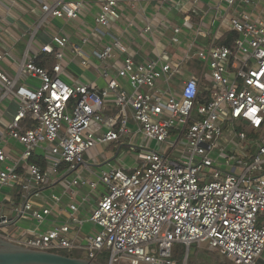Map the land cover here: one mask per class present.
I'll list each match as a JSON object with an SVG mask.
<instances>
[{
    "label": "built area",
    "instance_id": "built-area-1",
    "mask_svg": "<svg viewBox=\"0 0 264 264\" xmlns=\"http://www.w3.org/2000/svg\"><path fill=\"white\" fill-rule=\"evenodd\" d=\"M86 1H43L17 74L0 66V106L13 99L18 104L6 136L23 146L8 164L10 157L0 145V163H7L0 168V223L7 226L17 216L41 224L51 210L33 198L53 185L61 184L73 200L75 186L96 191L103 185L106 190L89 218L99 231L84 242L79 234L69 236L72 223L84 222L77 214L80 204L72 202L70 220L62 225L18 235L1 228L0 236L32 249L82 250L97 263L107 251V264H182L175 257L178 244L187 251L205 243L234 264H264V0H220L215 20L219 26L228 22L236 36L204 49L193 43L178 60L137 62L129 45L114 34L106 45L84 48L107 35L99 25L109 27L124 18L119 0L102 1L97 26L80 44L56 33L40 52L31 53L49 18L77 19ZM128 1L136 8L144 0ZM185 23L190 25V18ZM151 30L147 26L144 33ZM181 31L174 28L171 45H180ZM41 53L53 61L38 64ZM5 56L0 52V61ZM91 57L106 64L104 87L65 79L68 65L77 60L87 68ZM119 57L123 66L113 75L111 61ZM174 76L179 78L172 84ZM28 77L39 83L29 86L22 81ZM204 80L209 100L201 103ZM225 130L233 134L226 142ZM112 143L137 154L136 165L111 166L94 181L63 177L81 166L90 169L86 154ZM38 150L42 163L33 161ZM9 189L23 200L21 205L11 202L16 216L5 210ZM52 199L61 201L57 194Z\"/></svg>",
    "mask_w": 264,
    "mask_h": 264
},
{
    "label": "crops",
    "instance_id": "crops-1",
    "mask_svg": "<svg viewBox=\"0 0 264 264\" xmlns=\"http://www.w3.org/2000/svg\"><path fill=\"white\" fill-rule=\"evenodd\" d=\"M43 1L52 2L54 0H0V52L6 55L0 61V66L11 76L17 74V69L27 50L29 42L27 33L32 30L33 25L40 18L42 14L40 5ZM102 1L87 0L80 17L77 19L49 18L37 32L32 43L31 53L40 52L41 46L50 41L56 33H64L69 36L72 44H80L82 38L89 34L90 29L97 26L95 18L100 10ZM194 1L144 0L136 8H133L128 0H119L124 18L122 20H114L109 27L99 25L98 27L107 35L102 38V41L96 42L92 39L84 48L94 49L97 46L106 45L112 40L109 34H114L129 45L135 60L140 62L146 59L157 58H161L162 61L178 60L185 52L189 51V47L193 43L196 49H204L211 44H228L236 34L230 30L231 28L228 22L219 26L218 21L215 20L214 7L220 0H198L196 3ZM186 18H190V25L185 23ZM129 21H132L134 25L130 26L128 24ZM147 26H151L152 30L149 33H144ZM177 26L182 29L180 34L181 43L180 45H171L170 41L174 33V28ZM200 29L203 31V34L199 33ZM142 34H144L143 37L141 36ZM164 52L168 53L165 54ZM40 56L38 63L40 65L46 64V60L53 61V57H49L46 54L41 53ZM71 58V46H68L66 49V62L69 63ZM190 65H195V63H190ZM122 66L123 58L119 57L111 61L110 72L116 75ZM105 67L106 64L95 57L90 58V65L87 68L82 67L75 60V62L67 66L65 79L71 83L84 82L97 85L98 87H104L107 83L106 78L102 75ZM178 78L174 76L172 78L173 81H171L172 84ZM22 81L26 82L29 86L39 83V80L33 77L24 78ZM207 85L208 81L204 80L202 82L201 92L207 91ZM127 88L129 89V86ZM17 106L18 104L14 99L9 106H0V145H3L4 150L10 157L8 164L13 163L23 150V146L20 143L6 136L7 125L14 115ZM132 127L134 128L133 125ZM239 143V140L238 142L235 141V144L239 145ZM103 145L112 147L116 144ZM96 148L97 146L86 154L90 169L81 166L77 171H70L63 177H67L69 180L79 178L81 180L94 181L97 180L98 175L102 171L107 170L111 166L129 168L136 165L131 155L129 156L130 161L126 159V156L119 158V151L121 150L119 148L118 152H114L110 158L104 153L105 162L101 163L97 160L98 156L96 154L89 155ZM114 159L116 163H111ZM33 161L43 162L41 150H38L36 155H34ZM6 165L7 163H0V168ZM104 165H107V167L100 170ZM64 168L65 165L63 166ZM65 172L63 171L62 173ZM64 190L61 184H56L44 189L39 197L33 198L36 205L44 206L51 210L50 214L41 224L33 218H18L11 210V207H13L11 202H16L18 205H21L23 200L16 189L7 190L8 197H6L5 210L16 216L15 221L7 225L15 226V231L10 234L18 235L24 230L29 229L33 231L37 228L44 232L66 223L70 220V204L72 202L80 204L77 214L84 222L82 225L72 223L69 236L74 238L79 234L80 241L84 242L86 236L98 232L99 227L93 224L89 218L97 199L106 190L105 187L100 185L94 191L88 185H77L74 187L77 193L74 200L71 194L65 193ZM53 194L60 195L61 201L59 203H56L52 199ZM85 197L87 198L86 200H84ZM195 245L197 246V244ZM74 251L77 253H85L78 249Z\"/></svg>",
    "mask_w": 264,
    "mask_h": 264
},
{
    "label": "rangeland",
    "instance_id": "rangeland-1",
    "mask_svg": "<svg viewBox=\"0 0 264 264\" xmlns=\"http://www.w3.org/2000/svg\"><path fill=\"white\" fill-rule=\"evenodd\" d=\"M225 136L222 138L224 142H226V139H232L233 138V134L231 132H227L225 130ZM260 135H264V133L260 134ZM225 138V139H224ZM238 142V140H236ZM160 148V145H158ZM114 152H118V147L116 145L109 147V146H104V145H97V148L95 150H93L91 153H89L90 156H92L93 154H96L97 160L102 162H105V154L107 155V157H112ZM105 153V154H104ZM128 161L129 160V156L128 155V147H123L121 148V150L119 151V158L121 157H125ZM131 156H133L132 159L136 160L138 159L137 154H131ZM111 163H116V160H112ZM107 167V165L103 166L100 168V170H103ZM98 169V168H97ZM47 194V193H46ZM4 232L6 233H12L15 231V226L14 225H9V226H4L3 227ZM195 250H197L195 252ZM61 253H66V254H77L83 256V258H88V253H77L74 250H61ZM195 253H197V255H195ZM205 254V255H204ZM186 255V254H185ZM100 259H105L108 260L109 259V252L104 251L101 256ZM178 259V258H176ZM188 261V258H187ZM182 264H234L233 262L227 260L225 258V256H223L222 254L219 253V251L216 250H212L209 248V246L207 244H197L196 248H192L191 252H190V260L186 263L181 262ZM123 264H128V263H123Z\"/></svg>",
    "mask_w": 264,
    "mask_h": 264
},
{
    "label": "water",
    "instance_id": "water-1",
    "mask_svg": "<svg viewBox=\"0 0 264 264\" xmlns=\"http://www.w3.org/2000/svg\"><path fill=\"white\" fill-rule=\"evenodd\" d=\"M0 218V222H1ZM3 225L0 223V229ZM190 247L187 248L186 256ZM0 264H101L83 257L32 249L8 241L0 236Z\"/></svg>",
    "mask_w": 264,
    "mask_h": 264
},
{
    "label": "trees",
    "instance_id": "trees-1",
    "mask_svg": "<svg viewBox=\"0 0 264 264\" xmlns=\"http://www.w3.org/2000/svg\"><path fill=\"white\" fill-rule=\"evenodd\" d=\"M209 100V94L207 93V92H203L201 95H200V98H199V101L202 103V102H206V101H208ZM192 248H196V245L194 244H192L191 246H190V251H189V256H188V261L190 260V252H191V250H192ZM61 253V252H60ZM61 254H64V255H67V256H72V257H83V256H81V255H77V254H66V253H61ZM185 254H186V247H185V245H183V244H178L177 246H176V254H175V257L176 258H178V260L180 261L181 260V262H183V259H184V257H185ZM205 255V254H204ZM187 261V262H188ZM107 262H108V260H105V259H100L99 260V263H101V264H107Z\"/></svg>",
    "mask_w": 264,
    "mask_h": 264
}]
</instances>
